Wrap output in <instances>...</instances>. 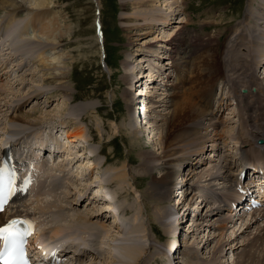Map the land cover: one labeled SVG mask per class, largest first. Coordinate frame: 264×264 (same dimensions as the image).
Instances as JSON below:
<instances>
[{
  "label": "bare ground",
  "instance_id": "bare-ground-1",
  "mask_svg": "<svg viewBox=\"0 0 264 264\" xmlns=\"http://www.w3.org/2000/svg\"><path fill=\"white\" fill-rule=\"evenodd\" d=\"M260 1L262 5H259V8H255V0H246L244 15L241 20L236 22L231 33L232 35L226 42L228 43L227 45H231V48L226 47L230 51L228 52L227 60H225L226 58L224 59L225 63H227V65H223L224 69L226 68V72L228 71L227 73L231 75H244L246 79L248 78L247 84L236 86L233 83V77L230 80V75L227 77L228 74L225 75L221 67L216 69L213 59L216 52L214 49H210L206 51L207 53L203 57V59H208V65L202 68L204 72L198 79V85L186 93L185 90L178 89L182 84L172 85L174 82L170 83L172 81L171 76L167 73L170 68L184 71V63L181 64L182 62L180 63L179 60L186 58V54L182 49L175 46V43L179 39H182V23H187L184 15V0H121L120 6L122 11L119 14L121 16L120 21L129 34L134 29L138 31L137 34H134L135 36H143L145 33L154 31V29L158 32L155 37L142 43L140 48L136 49V51H140L142 54L134 57L131 56L133 55L132 53H126L125 60L120 63L122 68L121 78L128 86L124 89L122 95L126 101V120L132 128L130 138L136 139V137H139L140 139L142 136L144 140V136L141 135L144 132L141 129L145 127L148 128L146 135L151 140L150 146L147 148L148 153L144 152L146 154L144 174H140L136 178L131 172V168L125 162H120L116 167H106L104 170L105 164L102 161V157H100V154H96L95 148L90 143L92 138L90 140L87 139L89 135L81 124L82 116L89 110V107L93 108V104L79 102L71 105L69 103L74 97L72 93L73 89L69 84L70 71L66 53H64L62 48L63 40L58 39L62 36L61 32L68 33L69 28L63 27L58 20L60 10L57 9L58 5H55L56 1L0 0V12L2 13L0 14V99L3 100L6 109H10L11 104L18 105V108H20L26 106L27 103L30 104L33 101L43 99L38 103L31 104L32 106L20 115L12 114L11 110L7 111V113L0 112V125L2 124L0 135L3 136L0 138V142L10 132L15 141H17L18 139L15 136L18 134L17 129H19L20 135L23 134L25 137L18 144L24 145L28 149L31 142L27 139L32 137V135H40L43 130L40 126L42 121L44 120L45 122L54 115L50 116V111L47 109L46 104L49 102L48 99L52 97V101L59 100L62 103L63 99H65L67 102L63 105H65L66 110H63L60 106L61 108L59 109L62 110L61 114L56 115V117L59 120L60 116L65 114L67 119L72 121L73 129H64L65 131L62 130V132L61 127L59 131L54 128L55 126L51 129L54 130V133L61 132L60 134L64 135V139L67 140V144L58 152L66 155L69 165L65 162H58L56 164L50 163L49 167H54L62 173L72 169L74 164H76V167L80 166L86 169L88 176L92 174L93 168H97L99 171L100 169L104 170H102V174L100 172L99 177H97L98 175L96 176L95 180H90L91 177L86 179L81 178L82 174L80 176L76 168L78 177L77 179L71 177V179L74 182H78L79 186L82 185V188L77 187L74 194H71L67 190L69 188L63 192H58V185H55L53 191H48L51 197L54 198L53 201L41 203L38 199L39 196L37 198L34 197L33 204L34 202L35 204L37 202L40 204L38 207L37 205L34 206L36 209H34V212L37 211L41 216L52 213L54 218H56L52 221L53 223L47 221V224L52 226L50 229L51 240L65 237L63 243L71 241L72 245L75 248H79L80 252L88 254L89 259L85 260L87 264H140V261L144 258L146 261H150L152 253H150L147 246L149 240L146 238L148 230L142 224L143 212L144 210L147 211L142 202V197L147 201L149 196L152 198V201H149L147 206L150 208V204H152L151 207L154 209L153 213L149 215V218L151 216L149 222L150 231L153 232V220L161 223L164 231L167 232L165 239L167 241L166 249L170 250L172 257L177 252L180 254L179 257L177 256L172 259L189 257V259L195 261L200 259L201 255L209 254V242L216 240L219 235L222 237L226 235V233H222V229L228 228L230 222H232L230 223L232 224V228L239 222L238 228L241 230V222L246 218L247 226L240 231L239 235H241L242 232L253 226L252 224H258L263 221L264 212L262 211H253L250 215H246L243 218L237 217V219H232L236 222L229 221L233 216L226 215L227 220L224 213H222L225 209H220L216 205L211 207L208 203L198 199L196 212L194 209L192 211L195 212L193 215L190 214L183 219L184 221L186 220L185 222L192 220L190 227L186 230L183 229V233L185 231L188 234L186 236L188 239L186 240L189 241L191 238V243L184 244L186 247L180 249V251H174V239L178 230L177 227L181 224L183 215L186 214L183 212L180 215V212L187 210H184L183 207L191 200L196 189H199L198 193H202L203 196L205 195V189H201L200 187L202 186H208L209 189L214 187L215 190L229 189L232 187L239 168L243 167L244 163L256 166L264 165V143L262 146L258 145L259 141H264V67H262L264 63L262 62L263 64L260 67L258 66L261 61H264V0ZM96 4L100 8L98 3ZM51 8L58 10V14H52ZM174 21L176 24L172 27ZM96 23L98 26L100 25L99 30L101 32L102 23L100 16L96 17ZM213 23L216 24L214 21ZM169 27H171L172 31L166 30ZM35 38L40 40L38 44L40 48L38 49L30 46L31 40H36ZM96 38L99 39L100 45L103 39L102 34ZM207 40L212 42L213 36H209ZM159 41L163 43L157 47L155 44L159 43ZM20 42H25V44L20 45ZM49 43L52 45V52H50L51 54H45V45ZM3 44H6L4 50L2 49L4 47ZM197 48L199 47H196L195 50ZM2 50L4 53L1 52ZM162 50L164 53H162ZM146 53H149V56ZM164 55H168L169 58H165ZM176 55H179L177 61ZM200 57L202 56L200 55ZM128 58L130 61H128ZM5 59L13 62L10 66L12 70L22 68L24 61L26 66L28 62V67L26 69L22 68L21 71L11 77L10 69L2 65L6 61ZM203 59L198 62H202ZM34 64L36 65L33 66ZM254 66L256 67L255 72L253 70ZM137 67L139 69L136 70ZM261 67L262 69H260ZM145 68L144 72L143 69ZM197 73L199 74V72ZM3 75L4 78L2 80L1 77ZM179 75H177V78L183 77L181 73ZM146 78L152 79L151 81L156 79L153 83L148 84L149 82ZM205 78L208 79L207 82L204 81ZM34 82L37 84H34ZM133 82L141 87L139 93L145 90L143 91L145 95L147 92L145 95V99H147L142 105L137 107L139 111L137 114L132 109V105L136 103L134 102V95L128 93ZM218 83L228 86L231 91L237 94L239 98V103H237L239 110H232L229 106L230 104H227L230 101V99H227L228 94H224L222 97L216 95L212 86ZM204 84H210L207 90L203 89ZM218 86L221 89V93L226 92L222 86ZM252 87H255L254 89L257 93L252 91ZM201 89L202 92L200 91ZM242 90L249 91L247 96L241 95ZM189 92H192L196 96V101L189 95ZM2 94H5V96L2 97ZM230 95L233 96V94ZM6 102L10 103L8 104L9 106H7ZM39 105H42V108ZM224 111L228 113L225 115V118H222ZM10 115H13V117L8 118ZM159 121L164 122L171 129H176L170 135V141L166 146H164L163 140L160 141V137L156 135V133H159ZM58 124H62L63 126L64 121L60 120ZM95 124L97 131L100 132L99 124ZM111 126L115 132L117 126ZM13 131H16L17 134ZM85 144H87V147ZM81 145L83 147L82 150L79 148ZM1 146L0 144V149L2 148ZM244 147H248V150L244 149ZM55 149L58 150V148ZM216 150V155H214L215 153L212 154ZM72 153L76 156H71ZM90 155L95 157L93 160L92 158L87 160V163L90 165L84 164L82 166V163L78 161L79 157L82 156L85 160V157ZM75 158L77 159L75 160ZM73 159L74 163H72ZM206 164H209V166L206 167ZM44 167H47V164L41 163L40 165L36 164L33 166V169L37 170ZM153 171L159 175H154ZM247 175L250 176L249 173ZM254 175H256L255 170L251 172V176ZM147 177H150V180L146 183V189L141 192L137 186V180L141 178L146 179ZM67 178H63V181ZM79 178H81L80 181H78ZM50 179L54 181L52 176H50ZM178 179L179 181L176 183L175 181ZM53 181L50 183L52 184ZM90 181L92 183H100L99 189L102 190V195L97 194L100 196L99 200L105 202L99 207L102 209L99 210L100 212L98 211L97 218L101 213H109L111 215L112 211L114 213L112 216H114L111 224H105L104 219L107 215L104 216V219L92 220L93 217L89 215V212L76 208L78 203L76 200L77 196L82 197L85 195L79 192L83 193L85 188L91 186ZM112 183H115L118 187L115 196L120 198V195H125L128 192H131L132 195L134 194L132 207L127 204L125 199V201L122 200L123 204L118 208L106 190ZM100 186L102 187L100 188ZM173 192H177L173 200H175L176 210L179 209V212L174 210V206L162 209L159 205L160 201L164 199L170 200ZM97 194L94 193L91 196H86V201L90 197L91 201L94 200ZM27 203H20L22 210L25 207L27 208ZM66 203H68L71 209L65 207ZM30 205L28 207L31 210L32 207ZM24 211L26 213L29 212L28 208ZM119 213L120 216H125L128 213L132 214L130 218L128 217V219L126 218L123 221ZM28 214L34 216V214ZM60 221H65L66 223L61 225ZM204 222L207 223L205 226H208L209 230H203ZM193 224L195 228L192 230L191 226ZM200 229L203 230L201 231L202 238L197 239L195 233ZM217 230L218 232L215 234ZM262 230H264V227ZM95 237L98 242V250L96 254H93L90 252L89 246ZM222 237H219V240ZM235 239L236 236L232 235L226 240L229 242L224 241L225 245H230L227 247V250H232L230 257L234 255V251L238 245H243L242 243L238 244L237 241L236 243ZM223 245L222 241L221 246L223 247ZM247 245L250 249L248 251L249 254L247 258L241 260V263L264 264V233L262 236L257 235L255 239L248 241ZM202 249L205 251L201 252ZM222 251L220 246H214L212 250L214 254L221 253ZM223 257L220 258L217 264H223ZM180 262L181 260L178 262L168 260L166 264H180ZM230 263H233V260Z\"/></svg>",
  "mask_w": 264,
  "mask_h": 264
},
{
  "label": "rangeland",
  "instance_id": "rangeland-1",
  "mask_svg": "<svg viewBox=\"0 0 264 264\" xmlns=\"http://www.w3.org/2000/svg\"><path fill=\"white\" fill-rule=\"evenodd\" d=\"M55 1H56L55 5H58L57 9L60 10L59 18H58L59 22L62 24L63 27L69 28L68 33L61 32L62 36L60 38H58V39L63 40L62 41V48L64 50V53H66L68 67H69V71H70V78H69L70 83L69 84H70L71 88L73 89L72 93H73L74 97L70 100L69 103L71 105H74V104L79 103V102H88V103L93 104V108L89 107L88 108L89 110L86 113H84V115L82 116L81 124L87 130V133L89 135V137L87 139L90 140V138H92L90 140L91 141L90 143L95 148L96 154L97 155L100 154V157H102V161L105 164L104 170L106 167H109V166L116 167L117 165H119L120 162H125L131 168V172L137 178V176H139L140 174H144L143 173L144 167H145L144 162H145V157H146V154H144V152L148 153L147 148L150 146L151 140H149L148 139L149 137L146 135L148 128H145V127H143L144 129H141V131L143 130L142 132H144V134L143 133L141 134L144 136V140H143L142 136L140 137V139H139V137H136V136H135L136 139L130 138V136L132 135L131 134L132 128H131L130 124L128 125L127 120H126L127 119V109H125L126 101L124 100L123 95H122V92L128 86L125 83V81L121 78L122 68L120 66V63H121V61L125 60V58H126L125 54L126 53H132L133 55H131V56H134V57L142 54V52L136 51V49L137 48L139 49L140 45L142 43H145V42L149 41L152 37H155V35H157L158 32L154 29V31H151L149 33H145L143 36H135L134 34H137L138 31L134 29V30H131L130 34H129L125 30V28L122 26V22L120 21L121 16L119 14H121V11H122V8L120 6L121 0H55ZM96 3H98L100 8H98ZM245 3H246V0H184V5H183L184 10H185L184 15H185V19H187V23H185V24L182 23V25H183L182 39H179L175 43V46L177 48L182 49L184 51V53L186 54L185 55L186 58L179 60L180 63L182 62L181 64L184 63L183 64V66H184L183 70L184 71H177L178 75H179V73H181V75L183 76L182 78H184V80H182L181 83H178L176 81H173V79H172V81L170 82V83L174 82V84L172 83V85L182 84V86H180L178 89L183 90V91L185 90L186 93L191 88L198 85V83H197L198 79L204 72V70L202 71V68L204 66L208 65V63H207L208 59H203V57L207 53L206 51H208L210 49H214L216 52V55L213 57L214 63H215L214 66L216 67V69L221 67V69L224 71V74L225 75L228 74L227 77L230 75V77H229L230 80L232 77L234 78V82H233L234 84L236 82L238 84H241V82H239L240 79H242L241 77H243L244 80L246 79V77L244 75L243 76L242 75L237 76L236 74L231 75V74L227 73L228 72V71L226 72L227 69L226 68L224 69V66H223V65H227V63H225V60H227L228 55H229L228 52L230 51V49L228 50L226 47L231 46V45H227L228 43H226V42L232 35L231 33H232L233 28H234V25L236 24V22H238V20H241L243 15H244L245 7H246ZM261 3L262 2L260 0H255V3H254L255 8H259V5H262ZM97 9H99L98 17L100 16V21L102 23V26H101L102 31L100 32V34H98L99 26L96 23ZM58 10H55V9L53 10V8H51V11L53 12L52 14L56 13V15H57ZM55 11H57V12H55ZM0 14H2V13L0 12ZM174 20H176V19L174 18ZM212 20L216 24H214ZM175 24L176 23L174 21L172 27ZM170 28L171 27L167 28L166 30L172 31ZM29 30H30V27H29ZM218 31H219V33H218ZM101 34H102L103 39L101 41L102 43L99 45V39L96 37L98 35H101ZM159 36H160V34H159ZM198 36L200 39L198 38ZM209 36H213L212 42L207 40V38ZM31 37H32V35H31ZM192 37H193V39H192ZM163 39H161V40H163ZM39 41L40 40H38V39H36V40L33 39V41L31 40L30 46L34 49L40 48V47H38ZM196 42L197 43L199 42L198 45ZM205 42L207 43V45H205L206 44ZM162 43L163 42L159 41V43H156L155 45L157 47H159V44H162ZM19 44L24 45L25 42H20ZM210 45H211V47H209ZM196 47H199V48H197V50H195ZM51 48H52L51 43L46 44L45 45V54H51L50 53V52H52ZM101 48H102V50H101ZM202 48H204V49H202ZM29 49H31V48H29ZM202 50H204L205 53H204V51L201 52ZM186 51H188V52H186ZM223 51H224V53H223ZM162 53H164L163 50H162ZM146 54L148 55L149 53H146ZM198 54H199V56H198ZM223 54H225V55H223ZM200 55L202 57H200ZM225 56H227V57H225ZM177 57H179V55L175 56L176 61H177ZM165 58H169L168 55H166ZM201 59H203V61L199 63L198 61ZM133 60H134V58H133ZM217 60H218V62H217ZM221 60H222V62H221ZM223 60H224V62H223ZM128 61H130L129 58H128ZM146 64H147V62H146ZM35 65L36 64H34L33 66H35ZM194 66L196 69L194 68ZM27 67H28V62H27V66H26L25 61H24L22 68L26 69ZM259 67H260V65H259ZM22 68H17V69L13 68L14 69V70H12L13 74L21 71ZM137 69H139V67H137L136 70ZM145 70H146V68L143 69L144 72H145ZM197 72H199V74ZM183 73H184V75H183ZM175 77H176V74H174L173 78H175ZM146 79H148V78H146ZM155 79H154V81H155ZM206 79L207 78H205L204 81L207 82L208 79L207 80ZM151 80L148 79V82H149L148 84H151L154 82ZM34 84H37V83L34 82ZM146 86L149 87L150 85H146ZM208 86H210V84L209 85L204 84L203 89L207 90ZM140 90H141V87L134 82L132 83V87L128 90V93L134 95V98H135L134 102H136V103H135V105L134 104L132 105V109L134 110V112L136 114L139 112L137 107L142 105L144 103V101L147 99V98L145 99V95L147 92L144 95L143 91H145V90H143L142 93H139ZM200 91L202 92V89ZM54 93H56V92H54ZM248 93H249V91L247 92V94ZM57 95L60 96V94H58V93H57ZM189 95L196 101V96H194V94L192 92H189ZM4 96H5V94H2V97H4ZM9 97H7V98H9ZM9 99H11V98H9ZM1 100L2 99H0V112L1 113L2 112L7 113V111L11 110L12 107L10 109L9 108L6 109V105L4 104L3 100L2 101ZM40 100H43V99L41 98ZM40 100H38V101L36 100L37 103L40 102ZM48 100H49V102L46 104L47 109H48V111H50V116L52 114H54V115H52L51 119L46 120L45 122H44V120L42 121V124L40 125L42 127L41 129H43L42 131H44V130L46 131V129H51L54 126H55L54 128H58V129L61 127L60 128L61 132H62V130L65 131L64 129H66V130L73 129L72 121L71 120L69 121V119H67V116H65V114L60 116L59 120L56 117V115L61 114L62 110H60L59 108L62 107L63 110H66V107L63 104L66 103L67 101L65 99H63V103H62V101H59V100L52 101V97H50ZM35 102L34 101L31 102V104H34ZM6 103H7V106H8V104H10L8 102H6ZM31 104L28 105L27 107H25L22 112L20 111L19 113H17V115L25 113V110L27 111L32 106ZM167 104H169V103H167ZM42 105H44V104H42ZM42 105H39V106H41V108H42ZM11 106H13V105L11 104ZM144 113H146V112H144ZM147 113H148V111H147ZM223 114L225 115V113H223ZM12 117H13V115H10L8 118H12ZM0 118H1V115H0ZM60 120L64 121L63 126H62V124H60V125L58 124L60 122ZM95 123L99 124L100 132L97 131V127H96ZM111 125L117 126V129L115 132L113 131ZM1 128H2V124L0 125V129ZM158 130H159L158 131L159 133H156V135L160 137V141L163 140L164 146L168 145V143L170 141V137H171L170 135L176 129H171L169 126H167V124H165L162 121H159V129ZM17 131L19 132V129H17ZM145 135H146V137H145ZM33 136L37 137V134L32 135V137ZM2 137H0V138H2ZM146 140H149V141L145 142ZM262 142L264 143V141H262ZM86 145L87 144H85V146ZM258 145L262 146L263 144L258 143ZM79 148L82 150V148H83L82 145ZM96 154H95V156H97ZM85 158L86 159L84 160L82 156L79 157L78 161H80L82 163V166L84 164L90 165L87 163V160L89 158H92V160H93V158H95V157L94 156L92 157L90 155L88 157L86 156ZM76 159L77 158H75V160ZM208 166H209V164H206V167H208ZM72 168H74V171H75L73 173L74 175H76V168H77V172L80 173V176L82 174L81 178L86 179L88 177H91L90 180H95V178L99 177L100 172L102 174V172L104 171L103 169H100V171H99V169L93 168L92 174H90V176H88L86 169H84L80 166L76 167V164H74V166ZM153 174L156 176L159 175L155 171H153ZM149 180H150V177H147L146 179L141 178V179L137 180L138 181L137 186L141 190V192L146 189V187H147L146 183ZM178 181H179V179L175 182L177 183ZM71 184H73V185H71ZM99 185H100V183H96V182L92 183L91 182V186L87 187V189L89 191H91L90 192L91 194H94V193L97 194L98 193L99 195H102V190L99 189ZM77 187L82 188V185L79 186L78 182H73V181L71 183L66 182V185H65V188L70 189L71 194H73L74 191H76ZM101 187L102 186H100V188ZM62 188H64V187H62ZM117 188L118 187L115 185V183H112L110 185V187H107L106 190L109 192V196H111V198L117 204L118 208H120V205L123 204L122 200L125 201V199L127 201V204L130 207H132L133 201H134V194L132 195L131 192H128L129 194L126 193L125 195L124 194L120 195V198H119V197L115 196ZM85 190H86V188H85ZM198 190L199 189H196L194 191V194H193L191 200L188 201L186 203L187 205L183 207L184 210L185 209H187V210L180 212V215L183 214V212H185L186 214L183 215V218L181 219L182 222H180L181 224L177 227L178 228V230H177L178 234L176 233L175 236L176 237L178 236V237L177 238L175 237V239H174L175 240V245H174V249H175L174 251L175 252L180 251V249H184L186 247L185 245H187L188 242H189V244L191 243L192 239L190 238L189 241L186 240V239H188L186 237L188 234L185 233V231L183 233V229L184 230L188 229L190 227V224L192 223L191 222L192 220H188L187 222H185L186 220L184 221L183 219H185L184 217H187L190 214L193 215L196 212V210H197L196 205H198L197 204L198 203V193H197ZM98 194H97V196L95 195V199L93 200V202L90 206L85 205L86 203H82L81 204L82 208H80L79 210H81V211L86 210L87 212H89V215H91L93 217L92 220H94V219L96 220L99 218L104 219V216L107 215L106 218L104 219L105 224L106 225L108 223L111 224L113 216H114V215L112 216V214H114L112 211H111V213H112L111 215L109 213H107V214L101 213L97 218V214L100 212L99 210L102 209L99 207H101V205H103V203H105L103 200H99L100 196H98ZM176 195H177V192H173L171 194L172 198L170 200L164 199V200L160 201V204H159L160 207H162V209H165V208L167 209L171 206H174V210H176V204L174 202L175 200H173V199H175ZM53 199L54 198H52L51 195L48 194V196L42 197L40 202L41 203L44 201L50 202V201H53ZM73 199H75V198H73ZM90 199H91V197L89 198L88 202L91 201ZM149 201H152V198L150 196L148 197L147 201L144 197H142V202L145 205V209H147V211L144 210V212H143L142 224H144V226L148 230L147 236H146V238L149 239L147 242V246H148L150 253H152V255H151L152 257H151L150 261H146V259L144 258L143 260L140 261V264H166V262H168V260H172V262H178L181 260L180 264H217L220 261V258L223 256H224L222 258V260H224L223 264H243V263H241V260L243 258H247L248 254H249L248 251L250 250L248 245H247L248 241L255 239V237L257 235L262 236V234L264 233V230H262L264 227V219H263V221L259 222L258 224L257 223L252 224L253 226L246 229L244 232L241 233V235H239L240 231L245 229V227L247 226V221H245V219H246L245 218L242 220L243 222H241L242 227H243V228L241 227V230H240V228H238V226L240 225L239 222L233 228L231 226L232 224L229 223L230 227L228 226V228L226 227V228L222 229L223 230L222 233H224V234L226 233V235H223V237H225V238H223L222 236L219 235L216 238V240L210 241L209 242V247H210V253L209 254H206V255L203 254L200 256L201 257L200 259H197L195 261H192L191 259H189V257L172 259V258L177 257V256L179 257L180 254H178V252H177V254H174L172 257L170 250L166 249L167 241H165V239H166L167 232L164 231V227H162L161 223H159L156 220H153V223H154L152 225L154 227L153 232L150 231L151 229H150L149 222L151 220V216L149 218V215L151 213H153L154 209L151 207L152 204H150V208H148L147 203H149ZM30 204H28V203L26 204L28 211H30V209H29L30 207H28ZM35 205H37V207H38L40 204L39 203L35 204V202H34V204L30 205V206L34 207ZM27 208L25 207L24 209H27ZM194 209H195V212H192V211H194ZM178 210H176V211L179 212ZM36 212L37 211H35L34 213L37 215L39 214L38 217H40L41 214L38 212L36 213ZM131 214L132 213H128L125 216L124 215L120 216V213H119V216L122 217V219L124 221V220H126V218L128 219V217L130 218ZM226 215L227 214L225 213V217L227 219ZM95 216H96V218H94ZM51 217L53 218L52 221H54V219H56V218H54L52 213H51ZM155 221H156V223H155ZM64 223H66V222L60 221L61 225H64ZM243 224H244V226H243ZM205 225H207L206 222H204V229L203 230H206V229L209 230L208 226H205ZM194 228L195 227L193 224V226H191V229L193 230ZM203 230L200 229V230L196 231L195 234L197 236V239L202 238L201 231H203ZM217 232H218V230L216 231L215 234H217ZM227 234H230V235H227ZM232 235L236 236L235 242L237 241L238 244L242 243L243 245H241V246L238 245L234 251V255L230 257L232 250L231 249L227 250V247H229L230 245L229 246L225 245L226 243L224 241H226ZM182 236L185 238L183 239ZM219 237H222V239L219 240ZM96 239L97 238L95 237L93 242H92V244H94L93 246H95V247L98 246V242ZM222 241L224 243L223 247L221 246ZM226 242H229V241H226ZM257 244H259V242H257ZM214 246L215 247L220 246V248H222L223 251L221 253L214 254L212 252ZM178 248H179V250H178ZM162 249H164V250L162 251ZM202 251H205V250L202 249L201 252ZM224 252H226V253H224ZM232 260H233V263H230V262H232Z\"/></svg>",
  "mask_w": 264,
  "mask_h": 264
},
{
  "label": "snow or ice",
  "instance_id": "snow-or-ice-1",
  "mask_svg": "<svg viewBox=\"0 0 264 264\" xmlns=\"http://www.w3.org/2000/svg\"><path fill=\"white\" fill-rule=\"evenodd\" d=\"M4 170L0 169V210L3 204L14 194L12 180H9L7 188L3 183ZM14 179V177H13ZM23 221H12L9 227L0 228V240L3 241V248L0 249V264H27L23 251V237L26 232H21L17 226ZM12 229H16L12 231Z\"/></svg>",
  "mask_w": 264,
  "mask_h": 264
},
{
  "label": "water",
  "instance_id": "water-1",
  "mask_svg": "<svg viewBox=\"0 0 264 264\" xmlns=\"http://www.w3.org/2000/svg\"><path fill=\"white\" fill-rule=\"evenodd\" d=\"M98 11V10H97Z\"/></svg>",
  "mask_w": 264,
  "mask_h": 264
}]
</instances>
